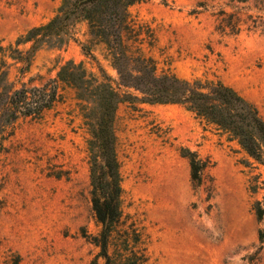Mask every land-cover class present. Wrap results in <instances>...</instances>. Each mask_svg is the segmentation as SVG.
<instances>
[{
  "label": "rangeland",
  "instance_id": "374dc122",
  "mask_svg": "<svg viewBox=\"0 0 264 264\" xmlns=\"http://www.w3.org/2000/svg\"><path fill=\"white\" fill-rule=\"evenodd\" d=\"M62 1L0 0V92L41 87L67 60L116 86L111 57L84 20L64 46H40L28 66L17 61L15 49L31 43L15 41ZM127 12L125 44L158 74L220 81L264 121V0H145ZM77 103L59 85L38 118L3 127L0 111V264H264V162L180 104L136 100L115 112L122 214L103 251ZM183 149L203 164L198 181Z\"/></svg>",
  "mask_w": 264,
  "mask_h": 264
},
{
  "label": "trees",
  "instance_id": "16d2710c",
  "mask_svg": "<svg viewBox=\"0 0 264 264\" xmlns=\"http://www.w3.org/2000/svg\"><path fill=\"white\" fill-rule=\"evenodd\" d=\"M140 1L145 0H63L50 20L32 27L15 41L17 46L31 43L26 51L15 49L19 54L17 61L28 66L31 52L42 45L64 46L73 38L75 24L84 20L90 35L99 38L111 57L117 74L116 86L102 70L100 75H95L82 62L67 60L58 67L55 78L41 87L23 86L0 92V111L7 114L2 126L12 127L20 116L34 119L50 109L59 85L74 91L89 134L91 205L102 227L103 251L122 214L121 175L114 133L115 112L120 102L180 104L236 140L249 157L264 162V121L252 103L220 81H190L171 72L158 74L151 57L131 51L125 44V34L131 31L127 8ZM183 156L189 159L191 178L198 181L203 164L188 149H183ZM262 214L257 209L258 220Z\"/></svg>",
  "mask_w": 264,
  "mask_h": 264
}]
</instances>
